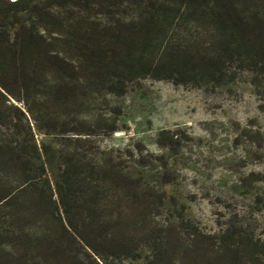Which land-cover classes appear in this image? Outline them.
<instances>
[{"label": "trees", "instance_id": "obj_1", "mask_svg": "<svg viewBox=\"0 0 264 264\" xmlns=\"http://www.w3.org/2000/svg\"><path fill=\"white\" fill-rule=\"evenodd\" d=\"M244 74L264 112V0H0V264H264L255 234H208L168 195L173 178L151 182L164 156L100 142L143 80L222 89Z\"/></svg>", "mask_w": 264, "mask_h": 264}, {"label": "rangeland", "instance_id": "obj_2", "mask_svg": "<svg viewBox=\"0 0 264 264\" xmlns=\"http://www.w3.org/2000/svg\"><path fill=\"white\" fill-rule=\"evenodd\" d=\"M114 101L123 108L120 131L100 139L104 149L124 150L141 144L145 153L164 156L169 165L162 168L154 161L151 182L159 184L164 174L174 179L165 189L185 207L187 219L208 234L232 225L264 241V206L259 200L264 196V142L246 133L264 132V112L250 74L222 89L147 79ZM162 130H181L192 139L172 150L158 144ZM43 139L59 142L40 135L39 140ZM249 178L261 181L251 183ZM159 213L161 220L172 219L176 211L167 203ZM124 264L143 262L127 260Z\"/></svg>", "mask_w": 264, "mask_h": 264}, {"label": "clouds", "instance_id": "obj_3", "mask_svg": "<svg viewBox=\"0 0 264 264\" xmlns=\"http://www.w3.org/2000/svg\"><path fill=\"white\" fill-rule=\"evenodd\" d=\"M14 1V0H13Z\"/></svg>", "mask_w": 264, "mask_h": 264}]
</instances>
